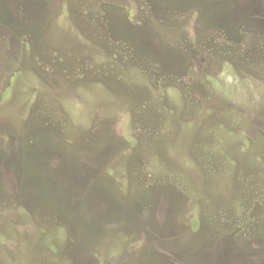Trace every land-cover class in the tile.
<instances>
[{"label": "rangeland", "instance_id": "obj_1", "mask_svg": "<svg viewBox=\"0 0 264 264\" xmlns=\"http://www.w3.org/2000/svg\"><path fill=\"white\" fill-rule=\"evenodd\" d=\"M0 264H264V0H0Z\"/></svg>", "mask_w": 264, "mask_h": 264}]
</instances>
